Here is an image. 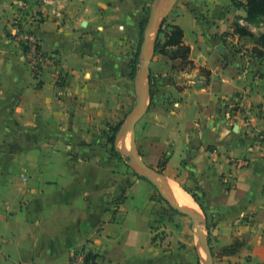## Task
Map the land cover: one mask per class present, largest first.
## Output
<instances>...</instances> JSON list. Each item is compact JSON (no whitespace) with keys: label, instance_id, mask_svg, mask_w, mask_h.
Returning a JSON list of instances; mask_svg holds the SVG:
<instances>
[{"label":"crops","instance_id":"obj_1","mask_svg":"<svg viewBox=\"0 0 264 264\" xmlns=\"http://www.w3.org/2000/svg\"><path fill=\"white\" fill-rule=\"evenodd\" d=\"M166 1L0 0V264H67L76 250L89 264H207L198 238L184 250L161 239L165 206L121 148L148 87L136 124L144 164L167 160L159 176L205 216L214 264H264V56L234 28L264 32L232 0ZM154 9L150 89L142 23ZM18 14L59 68L34 76ZM164 20L183 30L193 67L155 51ZM119 125L122 159L110 142Z\"/></svg>","mask_w":264,"mask_h":264},{"label":"trees","instance_id":"obj_2","mask_svg":"<svg viewBox=\"0 0 264 264\" xmlns=\"http://www.w3.org/2000/svg\"><path fill=\"white\" fill-rule=\"evenodd\" d=\"M232 3L237 8H243L245 10L246 12L245 20L248 23L255 24L258 21L264 22V0H232ZM148 19H149L148 16L144 18V21L142 23V34L144 32ZM166 22L167 20L163 21L162 26L159 30V34L164 35V40L161 41L159 37L157 38V41L155 43V51L159 50L160 54L165 55L172 60L181 59L183 61L184 66L193 67V63L190 60V53H191L190 47L186 46L183 41L184 38L183 30L177 25L169 24L168 27L170 28V30L165 31L164 26L166 25ZM234 33L239 35L240 37H247L250 38L252 41H254V43L256 44V47L253 50L254 53L259 57L264 56V33L260 34L259 36H255L250 30H248L246 27L240 26L239 24L235 25ZM136 70H137V65L134 66V72ZM149 80H150L149 83L150 89H152L154 85H153L151 72H150ZM150 95H152L151 92ZM120 129H121V125L113 129V137L110 140L113 148L112 152L118 157V159H122V157H121V153L115 148V139L117 134L120 132ZM161 167H162L161 170L163 172L165 164H163ZM209 237L210 235H208V238ZM240 247H241V243L237 242L233 246L226 248L224 252L232 254L235 253Z\"/></svg>","mask_w":264,"mask_h":264},{"label":"water","instance_id":"obj_3","mask_svg":"<svg viewBox=\"0 0 264 264\" xmlns=\"http://www.w3.org/2000/svg\"><path fill=\"white\" fill-rule=\"evenodd\" d=\"M166 5L169 7L167 9H171L177 2L181 0H167ZM159 13L156 9H154L153 13L149 17V21L147 27L144 31V46L142 50L143 56V68L148 77H150V55L147 53L148 43L151 41L152 30L156 23V19ZM156 39V38H155ZM149 94V87L144 91L139 92L138 94V103L135 106L134 110L131 112L127 121V129L131 132V151L130 153H125L129 158L130 162L133 164V168H135L136 172L146 180L150 182L160 193L161 197L170 205V207L177 213L189 217L194 227L196 228V236L202 248L204 249L207 257V264H214L213 255L210 248L209 240L204 234V230L201 224L200 217L192 212H189L187 209L181 207L176 202H174L168 194V191L164 185V183L160 180V176L158 174H154L153 171L148 168L143 160L140 157L137 145H136V124L142 117V115L147 110L146 106V97Z\"/></svg>","mask_w":264,"mask_h":264},{"label":"built area","instance_id":"obj_4","mask_svg":"<svg viewBox=\"0 0 264 264\" xmlns=\"http://www.w3.org/2000/svg\"><path fill=\"white\" fill-rule=\"evenodd\" d=\"M21 14H18L13 20V27L16 28L15 39L24 50L28 65L34 76L38 77L47 70L59 68V56L42 49L40 39L27 28V20H24ZM57 80L60 84H65L66 76L59 73ZM238 164L241 166L246 165L244 161L238 162ZM91 262L92 259L88 252L76 250L71 254L67 264H89Z\"/></svg>","mask_w":264,"mask_h":264},{"label":"rangeland","instance_id":"obj_5","mask_svg":"<svg viewBox=\"0 0 264 264\" xmlns=\"http://www.w3.org/2000/svg\"><path fill=\"white\" fill-rule=\"evenodd\" d=\"M225 1H229V0H225ZM168 1H166L167 3ZM254 27L256 29H258V33L264 32V22L263 21H258L255 24H253ZM244 45H238L239 48H243ZM151 72V71H150ZM126 131H128V133H130V131L125 128ZM129 139H131V133L129 135ZM121 146V145H120ZM122 148V147H121ZM122 149H126L124 150L125 153H130L131 151V146L130 147H124ZM128 149V150H127ZM166 159L162 158L160 166H158L156 169L152 170L154 174H158L161 173V169H162V165L166 163ZM161 176H160V180H161ZM164 179V178H163ZM163 179L161 181H163ZM144 184L153 191L154 197L162 204H164L165 209L163 211V219L162 221L159 220L160 224H163L165 226L166 231L162 232V237L161 239H166V238H174L175 242H179L178 246L180 248L187 249L188 246L192 243L193 244H197V237L195 235V230L196 228L193 225L192 220L189 217L183 216L181 214H178L176 212H174L169 205L164 202L163 200H161L160 198V194L159 191L154 188L153 186H151L149 183L144 181ZM194 214H198L201 217V224L204 230V234L205 236L208 238V232L206 229V218L205 216L202 214L201 210L199 211V213L193 212ZM160 235V236H161ZM201 255L204 261H206V254L204 252L203 249H201Z\"/></svg>","mask_w":264,"mask_h":264},{"label":"bare ground","instance_id":"obj_6","mask_svg":"<svg viewBox=\"0 0 264 264\" xmlns=\"http://www.w3.org/2000/svg\"><path fill=\"white\" fill-rule=\"evenodd\" d=\"M124 147H130V139L128 137H127V139H125V142H124L122 148H124ZM162 182L164 183V185L168 191L169 196L171 197V199L174 202H176L181 207L187 209L189 212L199 213L200 210L195 205V203L193 202L190 195L187 194L176 182H174L173 180H170V179H165ZM196 215H198V214H196ZM200 220H201V217H200Z\"/></svg>","mask_w":264,"mask_h":264}]
</instances>
